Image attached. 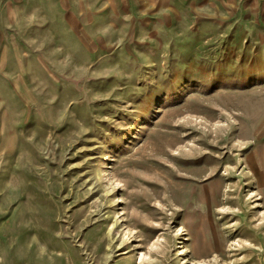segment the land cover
Instances as JSON below:
<instances>
[{
	"label": "rangeland",
	"instance_id": "374dc122",
	"mask_svg": "<svg viewBox=\"0 0 264 264\" xmlns=\"http://www.w3.org/2000/svg\"><path fill=\"white\" fill-rule=\"evenodd\" d=\"M0 264H264V0H0Z\"/></svg>",
	"mask_w": 264,
	"mask_h": 264
},
{
	"label": "bare ground",
	"instance_id": "6f19581e",
	"mask_svg": "<svg viewBox=\"0 0 264 264\" xmlns=\"http://www.w3.org/2000/svg\"><path fill=\"white\" fill-rule=\"evenodd\" d=\"M184 252V250H182V246H180L179 251L176 253V255H181ZM143 255V254H142Z\"/></svg>",
	"mask_w": 264,
	"mask_h": 264
}]
</instances>
